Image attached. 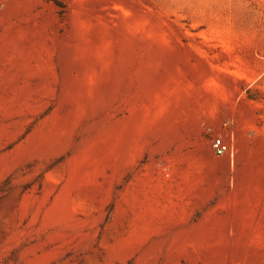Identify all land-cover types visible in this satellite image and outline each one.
Instances as JSON below:
<instances>
[{"label":"rangeland","instance_id":"1","mask_svg":"<svg viewBox=\"0 0 264 264\" xmlns=\"http://www.w3.org/2000/svg\"><path fill=\"white\" fill-rule=\"evenodd\" d=\"M0 264H264V0H0Z\"/></svg>","mask_w":264,"mask_h":264},{"label":"built area","instance_id":"2","mask_svg":"<svg viewBox=\"0 0 264 264\" xmlns=\"http://www.w3.org/2000/svg\"><path fill=\"white\" fill-rule=\"evenodd\" d=\"M215 152L218 155H223L229 151V147L222 139H219L214 143Z\"/></svg>","mask_w":264,"mask_h":264},{"label":"crops","instance_id":"3","mask_svg":"<svg viewBox=\"0 0 264 264\" xmlns=\"http://www.w3.org/2000/svg\"><path fill=\"white\" fill-rule=\"evenodd\" d=\"M222 101L221 100H218V102L215 103V108L218 109V110H221L222 109Z\"/></svg>","mask_w":264,"mask_h":264}]
</instances>
